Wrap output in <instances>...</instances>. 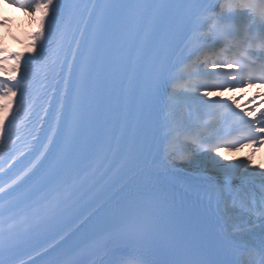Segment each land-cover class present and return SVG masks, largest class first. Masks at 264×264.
<instances>
[{
    "label": "snow or ice",
    "instance_id": "snow-or-ice-1",
    "mask_svg": "<svg viewBox=\"0 0 264 264\" xmlns=\"http://www.w3.org/2000/svg\"><path fill=\"white\" fill-rule=\"evenodd\" d=\"M8 2L39 24V31L33 34V52L24 59L25 64L34 62L43 56L56 34L59 5L54 0ZM195 7V4L173 3L172 0H137L131 3L104 0L93 4V8L99 11L87 42V54L81 55L78 65L75 63L80 48V41H77V52L73 53L72 62L64 61L68 64L69 80L65 81L61 110L69 109V119L63 141L52 161L53 168L64 170L92 159L101 144V136L95 133L80 139L81 123L86 115L95 119L103 117L107 124L113 125V154L121 155L124 174L135 181L130 198L117 210L109 225L110 238L148 248H164L177 254L194 251L210 226L201 212V198L198 197L196 202L186 201L170 190V185L178 181L196 191L203 188L208 205L215 203L218 210L221 207L232 210L238 206L251 215L264 218V167L253 163L256 150L264 145V126H261L264 124V110L253 116L251 111H237L239 105L233 107V104L223 101H205L207 92L198 96L193 91L195 85L173 83L177 79L183 80V76L172 77L168 72L173 42L191 22L194 27L203 29V38L221 41L225 51L236 49L241 57L232 59L230 67H238L239 70L236 75H225L224 83H248L251 86L252 81H264V0L259 5L252 0H225L220 12L208 19L197 16L193 11ZM112 12L119 14L122 24L118 46L105 34V19ZM237 15H246L249 22L242 25L232 22L230 17ZM11 23L9 16L0 15V28H7ZM3 38L4 34L0 33V40ZM6 52L7 47L0 44V58L7 60L9 57L3 55ZM10 55L15 56L18 63L25 56L21 52ZM212 66L225 71L229 69L227 59ZM73 71L77 82L71 88L69 101ZM94 72L96 86L90 83ZM106 80L113 83L104 87ZM169 83L172 84L170 90L166 87ZM117 86L119 92L116 91ZM162 86L167 100L162 108L157 109V97ZM200 87L222 88L223 84ZM10 92L12 88L2 94L7 96ZM198 101L218 105L210 115L216 117V124L225 118L230 119L231 130L236 135L228 140L221 139L215 134L213 122L199 116L198 108L193 115L189 102ZM105 104L108 105L106 111ZM60 119L58 117V124ZM154 126L162 133L153 140L163 155L142 160L145 148H150L153 142L149 140V131ZM225 144L232 148L247 144L252 153L237 163H225L229 158L220 152V147ZM177 165L193 169V174L190 177L179 176ZM201 169L214 175L205 177ZM204 179L214 183H197ZM0 192L4 189L0 188ZM4 231L0 225V250L7 244ZM261 248L264 249V239ZM173 264L200 262L176 260Z\"/></svg>",
    "mask_w": 264,
    "mask_h": 264
},
{
    "label": "bare ground",
    "instance_id": "bare-ground-1",
    "mask_svg": "<svg viewBox=\"0 0 264 264\" xmlns=\"http://www.w3.org/2000/svg\"><path fill=\"white\" fill-rule=\"evenodd\" d=\"M54 3L59 5L60 13L57 19L56 34L52 41L49 42L41 58L25 64L24 59L33 52V34L39 31V24L36 20L30 19L22 9L9 3L8 0H0V15L9 14L12 21L7 28H0V33L4 34V38L0 40V44H3L8 49V52L3 53V55L9 57L7 60L0 58V105H7V107H0V140L5 139L9 130L6 126L9 124L14 132L19 133L18 137L30 139L24 141L19 149L14 148V145L11 144L7 148L6 153L0 156V186H3L2 188L4 189V192H0V198L11 194L25 185L31 180L33 175L44 168L49 160V155L53 154L52 147L54 143L52 141L56 140L61 130V114L63 112L61 111L59 115L61 118L60 123H57L58 116L53 121L51 130V123L48 119H51L54 114L51 115V112L46 113L45 104L38 97L31 95V86L26 89L22 86H17L19 80H22L21 77L31 80L33 71L37 72L47 62L53 51H57L58 53L72 28L74 31H78L80 28V22H77L74 27L72 25L77 13L73 9L70 0H54ZM94 4H97V2ZM86 10L87 7L85 6L80 13V17H82L81 21H84L83 16H85ZM93 10L94 8H91L90 13ZM29 11L32 10L30 9ZM49 12H51V9H49ZM32 15H35V12H32ZM89 18L90 14L84 21V27L82 28L84 35L86 26L89 25ZM80 36L75 32L71 40L74 41L77 38L81 43L82 39H80ZM15 51L25 54L24 57L20 58L19 63L15 56L10 55V53H15ZM76 51L77 47L75 48ZM8 88H12V92L8 93L7 96L3 95L2 93ZM206 172L212 173L211 171ZM121 187L120 193L131 190L129 181L127 180L122 183ZM112 255H114L113 251L87 264H99Z\"/></svg>",
    "mask_w": 264,
    "mask_h": 264
}]
</instances>
